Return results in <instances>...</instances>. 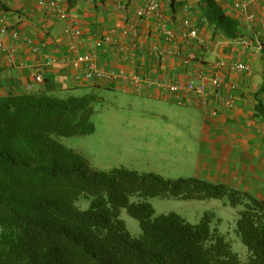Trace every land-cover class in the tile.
<instances>
[{
  "label": "trees",
  "instance_id": "16d2710c",
  "mask_svg": "<svg viewBox=\"0 0 264 264\" xmlns=\"http://www.w3.org/2000/svg\"><path fill=\"white\" fill-rule=\"evenodd\" d=\"M205 19L225 37L237 22L215 0H201ZM95 92L57 97H0V264H264V201L195 176L165 178L124 167L94 168L56 137L94 132ZM264 120V105H256ZM226 198L237 211L242 261L205 211L198 222L155 215L148 198ZM134 198V200H132ZM87 199V207L76 202ZM121 209L136 219L132 235Z\"/></svg>",
  "mask_w": 264,
  "mask_h": 264
},
{
  "label": "crops",
  "instance_id": "0c3cea01",
  "mask_svg": "<svg viewBox=\"0 0 264 264\" xmlns=\"http://www.w3.org/2000/svg\"><path fill=\"white\" fill-rule=\"evenodd\" d=\"M52 1L57 11L67 13L66 19H58L39 0H0V30H4L0 31V97L81 96L89 89L109 88L75 79L77 70L62 60L84 51L93 53L102 70H122L152 80L154 85L140 95L166 103L169 117L171 109L181 108L179 121L193 139L190 153L180 160L188 165L189 175L264 201V120L255 108L264 105V0H215L237 22L235 38L225 37L206 21L201 0H154L158 11L144 17L136 13L146 0ZM235 2L246 4L240 9ZM186 18L196 28L198 40L182 37L188 29L183 25ZM73 22L81 30L74 39L64 35ZM131 25L133 31L122 35ZM163 25L175 35L169 44L163 41ZM14 32L16 40L11 37ZM104 36L112 41L95 48L94 42ZM152 45L170 53L158 58L150 51ZM238 63L248 70H237ZM38 73L42 82H36ZM213 75L222 80L217 89L209 80ZM189 80L205 88L204 98L185 93L174 98L159 86ZM115 89L132 92L126 85ZM165 128L180 132L171 119Z\"/></svg>",
  "mask_w": 264,
  "mask_h": 264
},
{
  "label": "rangeland",
  "instance_id": "374dc122",
  "mask_svg": "<svg viewBox=\"0 0 264 264\" xmlns=\"http://www.w3.org/2000/svg\"><path fill=\"white\" fill-rule=\"evenodd\" d=\"M89 91L95 92L98 97L91 117L94 132L84 136L56 137V140L82 154L94 168L108 170L124 167L138 172H153L165 178L191 176L186 169L188 165L180 161L190 153L189 145L193 141L179 121L181 114L177 112H181V108L176 106L169 110V117L166 103L134 92L115 88ZM170 119L172 126L180 130L178 134L165 128V122ZM147 201L155 215L175 212L192 223L198 222L205 211H210L214 217L212 226L229 240L232 251L238 253L242 261L245 260L246 248L234 232L240 206L231 207L226 198L183 200L152 197ZM88 202L81 199L76 205L85 208ZM120 218L130 234L135 236L140 233L138 221L129 216L125 209H121Z\"/></svg>",
  "mask_w": 264,
  "mask_h": 264
},
{
  "label": "built area",
  "instance_id": "2783aa9c",
  "mask_svg": "<svg viewBox=\"0 0 264 264\" xmlns=\"http://www.w3.org/2000/svg\"><path fill=\"white\" fill-rule=\"evenodd\" d=\"M40 3L50 12L54 13L58 19H66L67 13L58 10L57 11V4L52 0H39ZM246 3L243 2H235L234 5L237 8H243ZM158 4L154 0H146L145 3L140 7L137 11L136 15L138 17H144L151 13L158 11ZM76 22H73L71 25H68L64 29V35L70 37L72 39L81 36V30L77 27ZM183 25L188 29L182 34V37L185 39L190 40H198V32L189 19L183 20ZM4 33V30H0ZM133 31V26H129L122 30V35L126 36ZM163 33V41L166 44L171 43L175 39V35L173 31L168 28L167 26L163 25L162 29ZM13 39H18V34L16 32L11 34ZM112 41L111 37L104 36L94 42V47L99 48L103 43H110ZM34 51L37 48L33 49ZM151 53L158 57L163 58L164 56L170 53L169 49L165 47H160L158 45H152L150 49ZM64 61L71 62L74 69L77 70L76 74L74 75L75 79H83L85 81L93 82V83H104L109 88H116L117 86L126 85L129 86L132 92L137 94L144 93L145 90L150 89L154 82L149 78L140 77L136 73H126L122 70H102L97 66V59L93 53L84 51L82 53L77 54L71 58L62 59ZM237 70H248V66L242 63H238L235 65ZM205 75L202 76L204 78ZM36 82H42L43 77L41 73H38L35 77ZM209 80L214 88H219L222 80L219 76L213 75L209 77ZM164 90H166L170 95L174 98H177L180 93L190 94L194 97L204 98L206 96L205 88L200 85H194L191 80L185 83H174L170 85H159Z\"/></svg>",
  "mask_w": 264,
  "mask_h": 264
}]
</instances>
